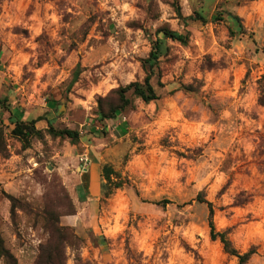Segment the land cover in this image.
<instances>
[{"label": "rangeland", "instance_id": "1", "mask_svg": "<svg viewBox=\"0 0 264 264\" xmlns=\"http://www.w3.org/2000/svg\"><path fill=\"white\" fill-rule=\"evenodd\" d=\"M176 5L205 21L184 24ZM164 24L189 40L166 41L160 99L133 98L100 118L98 98L106 110L117 102L112 89L142 80L139 59ZM263 75L264 0H0V118L10 155L23 157H0V232L17 263L33 264L47 239L46 205L62 224L75 219L64 264H238L210 239L200 194L218 231L242 252L255 248L246 264H264ZM54 97L55 126L90 140L71 148L47 136L24 152L6 109L44 115ZM90 143L110 145L111 180L98 198L74 181ZM1 189L23 202L15 224Z\"/></svg>", "mask_w": 264, "mask_h": 264}, {"label": "trees", "instance_id": "2", "mask_svg": "<svg viewBox=\"0 0 264 264\" xmlns=\"http://www.w3.org/2000/svg\"><path fill=\"white\" fill-rule=\"evenodd\" d=\"M175 13L179 20H181L184 24L188 20H202L205 21V17L197 10L193 9L192 13L184 16L181 10L180 5H176ZM228 16L232 18L236 23H239V17L235 14L228 13ZM216 19H218L216 17ZM239 29L242 30V25H238ZM230 34H233L234 31L229 28ZM243 32V31H241ZM176 41L182 45H186L189 40L188 32H179L177 30L171 29L167 24L161 25L156 30V37L150 39V49L147 55L143 58L139 59L140 66L144 72V76L142 80H135L128 83L125 86H119L115 89H112L108 95L115 94L117 102L114 106L103 109L102 100L103 98H98V113L100 118L102 119H110V117L116 116L118 110H121L129 105H132L133 98H138L145 103L150 101H157L160 99V94L158 93V89L164 88L165 84L161 81V70L159 66V62L161 58L168 54L169 47L167 45V40ZM259 84V96L258 103L264 106V75L258 80ZM182 90L186 92H196V89L191 85H180ZM130 92L131 97L127 96V93ZM9 112L8 122L12 125V129L10 134L12 137L16 138L21 143V148L26 149L32 144L34 139L40 141L43 145L47 143L46 135L50 137V139L58 140L60 143L69 142V144L77 148L80 142V133L77 129H72L67 126L56 127L53 121H47L46 129H39L36 127V123L42 119V117H37L34 119L24 120L18 118L14 112H12L9 108L6 109ZM0 155L4 158H8L10 156V152L7 148L6 141V132L5 126L3 124L2 118H0ZM44 162L43 159H39L37 163ZM103 177L106 182L111 180L112 170L109 165H104L102 168ZM3 197L7 200L9 205V216L12 219V222L16 223V215L18 211L26 214L22 208L18 206V203H23L19 197L14 196L11 193L6 191H2ZM67 191V189H66ZM63 192L65 189L63 187ZM198 200L201 203H205L208 212V226H209V235L211 240H218L223 250L235 257L237 259L238 264H246L249 259L256 253L255 248L251 247L245 252L238 250L228 237L226 231H218L215 227L213 221L214 215V207L212 202L203 198L200 194L198 195ZM25 205V204H24ZM41 214L43 217V226L44 229L47 230L48 237L47 239L39 245L38 253L35 258L33 264H64V244L68 242L71 234L78 238L74 234V228L71 225H65L60 222L59 219H52L51 216L53 212L46 206L41 210ZM66 215L75 214L72 213H64ZM71 233V234H70ZM0 258L6 261V264H18L14 254L10 251L8 247H6L5 240L0 232Z\"/></svg>", "mask_w": 264, "mask_h": 264}, {"label": "crops", "instance_id": "3", "mask_svg": "<svg viewBox=\"0 0 264 264\" xmlns=\"http://www.w3.org/2000/svg\"><path fill=\"white\" fill-rule=\"evenodd\" d=\"M189 14H190L189 11H185L183 13L184 16H187ZM56 98L57 97H54V100L48 102V108L46 109V112L44 113V115L38 114V115L33 116V117L18 116V118H21L24 120H29V119H34L37 117H42V119H40L36 123V127L39 129H46L47 125H48L47 124L48 120L53 121V123L55 125V123L58 122V118H59L56 116L57 114H55V112L52 111L53 110L52 108H54L55 104L57 103V101H55V100H57ZM47 136L48 135H46V138H47ZM83 138H85V137L82 136L80 138V141L82 142V144L85 145ZM85 139H86L85 142L87 140L88 141L90 140V138H88V137ZM16 141H18V140L16 139ZM18 143H19V147H20V145H21L20 141H18ZM66 143L69 144V142H66ZM31 145L29 147H27L26 149H23L24 152L28 151L29 148L31 147ZM89 145L90 146H88V147H90V156L86 157L87 158L86 162L77 163L76 171L78 173H77V175H75L74 181H77L79 184H82V183L85 184L86 183V186H85L86 189H83L84 192L86 191L88 197H90V198H98L102 193V182L105 181L104 177H103L102 168L104 165H110V164H108V162L110 161V145L99 144V143L98 144L90 143ZM102 145H103V147L100 148V146H102ZM71 148H74V147L71 146ZM67 150L72 152L73 149H70V147H68ZM67 150H66V152H69ZM64 154H65V151H64V153H61V154H60V152H56V156H58V160H59V158H61V156L63 157ZM71 155H72V153H71ZM84 155H85V153H83V152L81 154H78V156H80V159L84 158ZM0 157H1L2 161H7V162L23 161L22 160L23 157L21 156V154L11 153V155L8 158H4L2 156H0ZM32 159H33L32 156H30V158H28V161H31ZM72 161H74V160H72ZM34 162H37V161H34ZM79 191H81V189ZM81 193H83V192L81 191ZM16 197H18V196H16ZM68 220L69 221H68L67 225H74L75 224L74 223L75 219L73 221L72 217H69Z\"/></svg>", "mask_w": 264, "mask_h": 264}, {"label": "built area", "instance_id": "4", "mask_svg": "<svg viewBox=\"0 0 264 264\" xmlns=\"http://www.w3.org/2000/svg\"><path fill=\"white\" fill-rule=\"evenodd\" d=\"M81 160H83V161H86V160H87V158H86V157H84V158H81Z\"/></svg>", "mask_w": 264, "mask_h": 264}]
</instances>
